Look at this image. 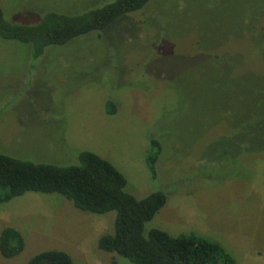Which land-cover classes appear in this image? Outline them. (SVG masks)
<instances>
[{"label": "rangeland", "instance_id": "rangeland-1", "mask_svg": "<svg viewBox=\"0 0 264 264\" xmlns=\"http://www.w3.org/2000/svg\"><path fill=\"white\" fill-rule=\"evenodd\" d=\"M112 1L0 7L7 21L33 24L47 11L72 15ZM31 52L0 38V152L56 165L94 152L136 199L165 194L144 235H195L218 244L232 264H264V117L248 120L259 101L252 81H264L254 77L264 75V0H151L38 59ZM150 138L162 145L156 179L145 161ZM114 219L56 193L27 192L0 204V234L14 228L24 239L16 256L0 251V264H27L48 250L73 264H132L98 248Z\"/></svg>", "mask_w": 264, "mask_h": 264}, {"label": "trees", "instance_id": "trees-1", "mask_svg": "<svg viewBox=\"0 0 264 264\" xmlns=\"http://www.w3.org/2000/svg\"><path fill=\"white\" fill-rule=\"evenodd\" d=\"M151 0H114L87 8L72 15L47 11L33 24L12 23L5 19L0 7V38L32 46V58L38 59L49 46H60L91 32H99L118 18L141 11ZM102 33V32H101ZM101 33L97 34L100 37ZM222 58V57H218ZM256 76H264L257 73ZM254 95L259 99L248 120L258 124L264 117L259 111L264 103V81H252ZM258 108V109H257ZM109 115L116 113L114 103L106 105ZM162 145L149 139L146 164L151 178L156 179V162ZM77 163L56 165L33 162L0 152V204L27 192L56 193L72 201L77 209L101 215L115 212L113 232L98 239L99 250L116 253L132 264H232L230 256L216 243L195 235L170 236L152 229L144 235V227L166 203L162 191L142 199L126 192L125 177L107 160L91 151L76 153ZM24 248L22 235L14 228L0 234V251L14 257ZM27 264H73L71 257L58 250L43 251Z\"/></svg>", "mask_w": 264, "mask_h": 264}]
</instances>
